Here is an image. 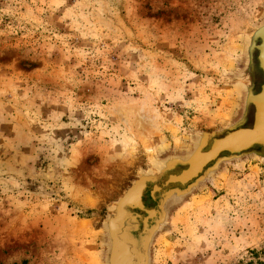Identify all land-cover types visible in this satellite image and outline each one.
<instances>
[{"label": "rangeland", "instance_id": "rangeland-1", "mask_svg": "<svg viewBox=\"0 0 264 264\" xmlns=\"http://www.w3.org/2000/svg\"><path fill=\"white\" fill-rule=\"evenodd\" d=\"M263 23L264 0H0V264H106L105 218L138 175L239 117ZM150 264H264V159L169 204Z\"/></svg>", "mask_w": 264, "mask_h": 264}, {"label": "water", "instance_id": "water-1", "mask_svg": "<svg viewBox=\"0 0 264 264\" xmlns=\"http://www.w3.org/2000/svg\"><path fill=\"white\" fill-rule=\"evenodd\" d=\"M256 28V30L254 29L253 31V34L255 35L252 39V46L250 48V51L248 52V55L245 56V65L239 73V77L243 72L246 71L249 73V75L251 74L249 76V79L251 80L250 89L248 90V92H244L239 117L224 129H219L212 132H201L202 138L204 137V140L202 144H199L200 146L198 145L197 147H195V150L192 152L191 157L193 159L191 157L183 159L182 157H172V160L171 157H167L166 161L168 163L166 162L167 166H165L163 171L159 172L158 175L145 174V178H149H147L148 180H143L141 182L140 179L143 176H138V178L131 184V186L125 190V192L117 200V202H115L114 205H118L120 207V200L121 198H123L126 192L129 193L130 190L134 187L135 183H140L142 185L144 190L140 199V206H126L125 217L127 219L124 220V224L122 227L123 231L127 232L128 230L130 238L132 236V239L135 241V245L139 248L143 246V239L148 235L147 233L153 230V226H155L154 224H157V222L155 223L154 221H152L154 222L153 225L152 223L150 224V219H153L151 217V214L156 212L154 215V218H156L161 214V212L167 211V209L165 211V207L167 206L169 200L166 199V194L173 190L172 186L181 185L183 187H190L192 183L196 182L200 177L210 171V169L215 167L219 160L230 161L225 159L232 158H234L235 160L236 157L240 158L252 153L256 156H264V23ZM201 154L208 155V158H205V160L197 166L195 163H193V161L197 158V156ZM189 158H191V160L188 161L187 159ZM177 161L179 165H182L184 167V169L181 170L179 175L173 176L172 171L176 169L174 165ZM187 172L190 173L185 178H182L183 175ZM168 173H171L169 179L165 180L164 183L160 185V179ZM148 184L153 185V188L151 190L153 199L156 200L157 193L161 194V198L158 202L157 208L151 209L153 211H149V208H147L143 202V197L145 194L144 191L148 187ZM170 204H172V201ZM132 210L138 211V214L136 213L135 215H133L131 212H129ZM141 213H144L145 216L143 217ZM108 217L109 212L105 218V221L108 219ZM129 217L132 221H134V224H136V229H126L129 228ZM139 222L142 223L143 228L139 233L140 238L137 239L134 236L133 231H138ZM111 228L112 227L109 225L108 229H105L107 231L108 243L114 241L111 237ZM146 240H148V236ZM109 250L110 248L108 245L105 257L106 264H109L110 260L111 254L109 253ZM112 253H114L113 250ZM149 255L150 259L148 264H150L151 262V245L149 247Z\"/></svg>", "mask_w": 264, "mask_h": 264}, {"label": "bare ground", "instance_id": "bare-ground-1", "mask_svg": "<svg viewBox=\"0 0 264 264\" xmlns=\"http://www.w3.org/2000/svg\"><path fill=\"white\" fill-rule=\"evenodd\" d=\"M253 33L254 32H252L250 35H248L247 43H246V46H245V56L248 55V52L250 51V48L252 46V43H253L252 39H253V36L255 35ZM250 75L246 71V72H243L242 75L239 77V80H240L239 81V86L242 88L243 93L244 92H248V90L250 89V83H251V80L249 79ZM133 112L132 111H130V112L128 111V113L126 112L124 114V118H125L126 123L129 126L130 130H133L134 132L139 133L141 131V129L143 128V126H142V124L139 121L136 120V118H135V120L133 118L136 117V116L137 117H141V109H138V110L136 109ZM197 136H198V138H196L197 141L194 144V149L192 150V152L195 150V147H197L199 144H202V142L204 140V137L202 138V133L201 132L198 133ZM145 152H146V154L148 155L149 158H153L154 157V150H153L152 147H146L145 148ZM192 152L189 155H187V156H173V157L174 158H176V157H180L181 158L182 157V159L183 158H188V157L192 156L191 155ZM247 156H255L256 158L264 159V156H262V157L261 156H256V155H253V153L249 154V155H246L244 157H247ZM244 157H240V158L236 157L235 160H239V159H242ZM191 158H189L187 160L189 161V160H191ZM205 158H208V155L201 154V155L197 156L196 159H194L193 163H195L198 166V165H200L202 163V161L205 160ZM172 160H173V158H172ZM176 160H179V159H176ZM225 160H230V161L219 160L217 165L215 167H213L212 169H210V171H208L205 175L200 177L197 181L194 180L196 182H194V183L191 182L192 185H190V187H188V186L183 187L181 185L172 186L173 190L170 191L168 194H166V199L169 200V201L167 200L168 203H167L166 207L167 208L169 207V204L171 203V201H172V204H173L175 202H178V201L182 200L183 197L187 196L190 192L195 190L197 187H199L201 184H203L207 179H209V177H211L213 174H215L220 169L222 164H224L226 162L234 161V158L225 159ZM166 162L167 161L165 159V161H161V162L156 163L155 167L151 170V172H147V171L146 172H142L141 171L142 173L140 172L141 174L139 173L140 175H138L139 177L143 176L140 179V182L143 181V180H148L147 178H149V177L145 178V174H147V175L148 174H153V175L156 174V175H158L159 172L163 171L165 166H167L166 164L168 162L167 163ZM176 164H179L178 161L175 162V165ZM179 173H174V174L172 173V175L173 176L174 175H179ZM189 173L190 172L185 173L182 178H185ZM170 174L171 173L166 174V180L169 179ZM136 184L137 183H135L134 187L130 190L129 193L126 192V194L123 196V198H121L120 207L118 205H114L111 208V210L109 211V217L105 221L106 230L108 229L109 225L112 227L111 228V237H112V240H114L113 242L108 243L109 248H110L109 253L111 254L110 255V260L111 261L109 260V264H120L119 263L120 262L119 259L123 260L125 264H148L149 259H150L149 258V256H150L149 255V247L152 244L153 238L156 235V233L159 230H161L163 228V226L165 225V220L167 218V211H166L167 208L166 207H165V211L166 212H162V216L163 217L160 218V219H158V216L156 218H154L155 217L154 215H155L156 212L151 214V217L153 219H150V221H151V222L149 221L150 224L152 223V221L154 219L156 220L157 224H155V226H153V230L152 231L147 233L148 234L147 235L148 236V240L143 241V248H142L143 251L139 250L138 247L135 245V241H133L130 238L131 250L129 249L130 250L129 254L125 253V251L123 249V245H124V243H127V240H126L125 236L121 233V231H119V226H123L124 217H125V213H126L125 212L126 206H132V207L140 206V199H141L142 192H143L144 189H143V187H142V185L140 183H138L137 185ZM148 188H149V184H148V187L146 188V190L144 191V193H146ZM143 202H144V197H143ZM92 203H93V201H92ZM88 205L96 206V203L91 204L90 202H88ZM132 211L135 212L134 210H132ZM149 211H153V210L149 209ZM87 224L88 223H82V225H80V226L81 227H87L88 226ZM117 237L122 240V243H118ZM112 244H113V246H112ZM112 250L114 251V253H112ZM129 256H131V261H127Z\"/></svg>", "mask_w": 264, "mask_h": 264}, {"label": "flooded vegetation", "instance_id": "flooded-vegetation-1", "mask_svg": "<svg viewBox=\"0 0 264 264\" xmlns=\"http://www.w3.org/2000/svg\"><path fill=\"white\" fill-rule=\"evenodd\" d=\"M161 185V184H160ZM159 195H160V193H159ZM144 203H145V206L147 207V202H146V193H145V196H144ZM125 218V217H124ZM154 221L156 222V220L154 219ZM140 228L142 229L143 228V225L142 224H140ZM121 231V230H120ZM135 234V236H137L138 237V234L137 233H134ZM147 237V236H146ZM146 237L143 239V241H145L146 240ZM142 248H143V246H142ZM142 251H143V249H142ZM119 263L121 264V260L119 259Z\"/></svg>", "mask_w": 264, "mask_h": 264}]
</instances>
